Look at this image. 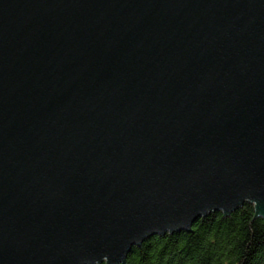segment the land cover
Wrapping results in <instances>:
<instances>
[{
    "label": "water",
    "instance_id": "95a60500",
    "mask_svg": "<svg viewBox=\"0 0 264 264\" xmlns=\"http://www.w3.org/2000/svg\"><path fill=\"white\" fill-rule=\"evenodd\" d=\"M247 202L264 0H0V264H126Z\"/></svg>",
    "mask_w": 264,
    "mask_h": 264
},
{
    "label": "trees",
    "instance_id": "16d2710c",
    "mask_svg": "<svg viewBox=\"0 0 264 264\" xmlns=\"http://www.w3.org/2000/svg\"><path fill=\"white\" fill-rule=\"evenodd\" d=\"M126 264H264V218L245 203L196 221L191 232L155 236L133 247Z\"/></svg>",
    "mask_w": 264,
    "mask_h": 264
}]
</instances>
